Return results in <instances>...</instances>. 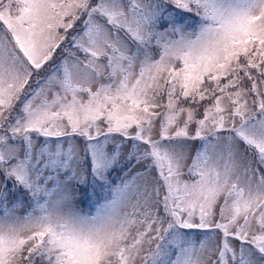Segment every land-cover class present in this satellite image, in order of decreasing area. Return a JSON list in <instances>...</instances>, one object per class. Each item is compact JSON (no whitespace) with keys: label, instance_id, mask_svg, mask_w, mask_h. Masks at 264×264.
Returning a JSON list of instances; mask_svg holds the SVG:
<instances>
[{"label":"snow or ice","instance_id":"obj_1","mask_svg":"<svg viewBox=\"0 0 264 264\" xmlns=\"http://www.w3.org/2000/svg\"><path fill=\"white\" fill-rule=\"evenodd\" d=\"M0 264H264V0H0Z\"/></svg>","mask_w":264,"mask_h":264}]
</instances>
